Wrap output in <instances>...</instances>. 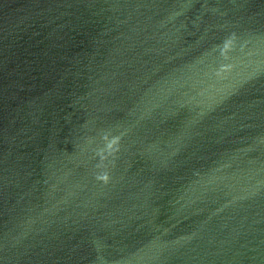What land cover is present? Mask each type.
<instances>
[{"label":"water","instance_id":"95a60500","mask_svg":"<svg viewBox=\"0 0 264 264\" xmlns=\"http://www.w3.org/2000/svg\"><path fill=\"white\" fill-rule=\"evenodd\" d=\"M0 264H264V0H0Z\"/></svg>","mask_w":264,"mask_h":264}]
</instances>
